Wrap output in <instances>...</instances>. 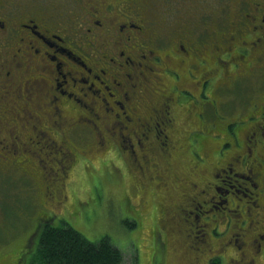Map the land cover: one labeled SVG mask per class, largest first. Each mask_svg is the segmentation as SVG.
<instances>
[{
    "label": "rangeland",
    "instance_id": "obj_1",
    "mask_svg": "<svg viewBox=\"0 0 264 264\" xmlns=\"http://www.w3.org/2000/svg\"><path fill=\"white\" fill-rule=\"evenodd\" d=\"M20 1V6L29 7L32 12H43L46 6L57 10L59 5L64 8L74 5L69 0ZM185 2L193 5L190 1ZM185 2L173 0L168 4L165 9L169 18L163 13L168 24L158 21L157 27H164V32L169 35L171 27L185 24L181 19L174 22L179 14L187 13ZM204 2L213 8L214 17H222L219 21L227 20L228 23L231 20L233 11L227 0L225 3H220V0ZM59 9L63 10L61 7ZM57 14L54 28H51L55 32L59 25ZM207 23L194 24L202 26L199 30L211 32L214 27L205 26ZM68 39L69 42L77 40ZM1 43L4 47V38ZM121 45L124 47L123 43ZM88 49L86 54L94 59L102 53L93 44ZM25 53V63L16 62L18 84H14L16 87L11 95L13 102L16 101L12 104L16 110L3 116V121L0 119V140L6 136L3 141L8 143L6 148L0 143V264H24V255L21 258L20 255L30 248L26 244L33 228L39 221L48 219L55 210L60 215L59 219L70 222L90 240L97 241L105 235L109 236L122 250L125 264H130L135 256L138 264H234V258L239 257L240 252L234 242L227 241L237 237V232L246 234L248 238H256L258 233L264 232V215L261 213L264 191L258 196V206L252 202L254 199L255 203L258 202L255 196L243 198L244 203L252 202L251 213L261 211L256 216L246 212L245 204L236 208L234 200L220 208L210 209L215 200L221 199L217 194L213 200L208 199L210 195H196L198 200H207L199 210L194 208L193 202L177 207L178 203L188 201L184 195L190 192L188 181L197 182L202 188L206 176L212 180L211 171L222 158L218 153L221 146L228 150L237 149L235 143L231 147L226 142L232 143L235 136L243 142L249 130L263 119L261 112L246 106L249 98L253 100V96L263 89L261 86L264 82L258 77V68L250 76L239 75V71L231 66L217 69L220 65L216 63L214 50L209 49V69L198 65L197 74L202 79L212 78V83H208L201 92V82H195L188 70L175 77L165 69L167 64L151 60L148 64L153 69L143 68L141 76L135 78L136 82H140L137 90L146 87L141 91V104L144 106L135 114L147 119L152 113L150 106L164 98L162 87H165L172 91L170 104L175 119L165 128L173 145L169 153L164 155L160 144H156L146 165L141 160H138V164L132 161L127 149L118 143L121 141L126 146V141L117 139L115 142V134L122 132L126 125L122 119L108 116L103 123L95 115L92 116V124L81 123L83 129L79 131L82 133H77L70 123L75 115L68 106H62L60 99L52 100L46 85L48 76L42 74L43 68L38 66V59ZM1 57H6L5 61L14 65L15 59L12 61L4 49H1ZM172 59L166 58V63L172 62ZM100 66L106 67L109 74L114 75L112 70L116 69L115 64L103 61L97 65ZM93 69L98 70L95 66ZM211 69L216 71L212 73ZM96 86L102 85L97 82ZM187 89L193 95L181 100L180 93L187 95L189 92L183 91ZM24 102L26 106L22 112ZM54 104H60L59 111L53 107ZM92 105L95 111L102 112L98 103ZM0 107L6 106L0 101ZM12 113L17 118L11 117ZM76 115L80 119L82 113ZM6 121L10 122L8 126L12 135L5 132ZM93 121L98 125L96 137H107L106 140L103 138L106 144H101L103 139L93 143V132L89 128L90 125L94 126ZM98 129H102V133ZM79 134L88 136V140L81 139ZM91 138L92 144L89 142ZM38 141L42 142L40 146ZM145 152L150 153V149ZM51 153L61 166L48 159L47 155ZM257 154L261 155L258 162H264V148ZM66 159L71 163L68 171L61 174L60 169ZM227 179L225 184L221 180L215 179V182L224 188L241 182ZM47 180L51 183L47 184ZM46 185L54 194H49L51 200L44 195ZM190 194L195 195L193 192ZM229 208L232 210L229 211ZM196 213H200V217H196ZM77 217L78 224L74 222ZM247 243L248 252L251 253V244ZM30 245L33 246L34 242ZM258 264H264V256L259 258Z\"/></svg>",
    "mask_w": 264,
    "mask_h": 264
},
{
    "label": "flooded vegetation",
    "instance_id": "obj_2",
    "mask_svg": "<svg viewBox=\"0 0 264 264\" xmlns=\"http://www.w3.org/2000/svg\"><path fill=\"white\" fill-rule=\"evenodd\" d=\"M69 1L73 2L72 7L64 8L59 5L58 9L54 10L45 5L46 9L40 13L32 12L29 7L20 6L22 5L20 0H0V82L6 83L0 84L2 87L0 101L6 106L5 108L0 107L2 121L3 116H7L9 111L16 110L12 106L16 101L13 102V96L11 97L18 84L16 62L25 59V51L31 57L38 59V66L43 68L42 74L48 76L46 79L50 84L47 82L46 85L52 100L53 98L60 99L62 106H68L70 112L75 115L74 119H69V121L71 120L72 128L77 129V133H82L79 131L82 128L81 123L92 124V116L95 115L97 118H101L103 123L108 116H113L117 120L122 119L125 122L126 125L122 132L115 134V142L117 139L126 141L127 145L125 146L117 140L120 145L124 146V149H127L126 152L132 161H136L137 164L138 160H141L148 165L151 152L155 149L156 144H160L162 152H165L164 155L168 154L169 149L173 146L169 133L165 131L166 126L175 119L172 113L173 106L170 104L171 90L162 87L164 98L157 101L156 105L154 103L150 106L152 113L147 119H142L135 114L144 106L141 104L143 96L141 91L146 89L145 87L137 90L136 86L140 82H136L135 78L141 76L144 72L143 68L153 69L148 64L151 63V60L155 63L167 64L165 69L175 77H180L184 70H188L195 82H201L202 92L208 83H212V78L198 77L197 67L202 65L209 69L208 50L212 49L215 53L216 63L220 65L217 69L231 66L239 71V75L250 76L258 68L260 75L258 77H261L260 81L264 82V0H227L226 3L233 11L228 23H226L227 20L219 21L222 19L220 16L214 17L212 15L213 8L209 7L204 0H181L183 3L190 1L193 5L185 2L187 13L179 14L174 20L175 22L177 19H181L185 24L173 29L169 28L171 31L169 35L164 32V27L157 26L158 21L168 24L163 13L168 17L165 8L173 0ZM220 3H225V0H220ZM60 7L63 10L59 9ZM56 12L59 17L57 32L51 30L56 23ZM195 22H208L205 26H211L214 29L211 32L206 29L199 30L202 26L198 27L194 24ZM3 38L6 41L4 47L1 43ZM68 38H77V40L69 42ZM121 43L124 44V47ZM92 44L102 52L97 59L86 54L89 50L88 47L92 48ZM1 49L10 54L12 61L15 59L14 65L6 62V57L2 59ZM160 49L164 50L160 51ZM160 52L164 54H160ZM101 57L107 59H101ZM171 57L173 58L172 62L166 63L165 59ZM103 61L115 64L116 69L112 70L115 72L114 75H110L106 67H97ZM24 63L25 61L22 62V64ZM93 66L98 70L93 69ZM215 71V69H211L212 73ZM26 81L27 79L24 80V82ZM97 82L102 86H96ZM261 87L263 89L258 91L256 100L252 101V97H250L248 106L261 112L263 118L264 85ZM183 91L189 93L186 95L181 92L179 96L181 100L190 94L193 95L189 89ZM26 98L28 99V96ZM29 100H31L30 97ZM93 103L99 104L101 113L94 110ZM23 105L22 112L25 110L26 102ZM53 107L58 111L61 108L60 104H54ZM77 113L79 115L82 113L80 119L77 118ZM13 116L12 113L11 117ZM9 124L10 122H5V132L12 135L13 132H10ZM97 126L95 122L94 126L90 125L89 127L93 132L94 144L107 138L103 136L98 139L96 137ZM98 130L102 133V129ZM110 131L112 132V130ZM152 132H154L153 135H151ZM78 136L83 140H88V136L84 137L82 134ZM5 138L7 137L4 136ZM4 139H1L0 143L6 148L8 143L3 141ZM104 139L102 145L106 144ZM90 140L89 142L92 144V138ZM37 143L38 146L42 144L41 141ZM226 143L232 146L233 142L227 141ZM236 146L237 149L229 150L225 149V146H221L218 153L222 158L211 171L212 180L207 179L206 176L202 188H199L197 182L188 181L190 192L195 195L186 192L184 195L187 196L186 200L188 201L178 203L177 207L193 202L194 208L199 210L207 200H198L196 195H210L208 199L212 198L213 200L217 194L221 196V199L215 200L210 209L220 208L221 205H227L233 202L231 200H234L236 208L237 205L245 204L246 212L255 216L261 212L251 213L250 209L253 208L252 202L255 206L260 204L258 196H261L264 191V162H258L261 155L257 154L260 149L264 148V118L249 130L243 143L238 142ZM68 149L71 150L69 147ZM147 149H150V153L145 152ZM63 153L65 155L66 151ZM47 156L51 162L61 166V163L55 160L56 157L53 153ZM70 163V160H67L62 165L61 174L68 171ZM139 166L142 167L141 164ZM227 178L241 182H238L237 185L230 184L227 188L215 182L216 179L225 184ZM50 183L47 180V184ZM50 193L52 196L54 195L46 185L44 195L47 200L50 198ZM239 194L243 196L240 197ZM251 196H255L258 202L255 203V199L251 203L243 202L244 197ZM55 201L56 199H54ZM46 203L48 202L46 201ZM261 207V213L264 215V205ZM196 217H200V213H196ZM237 235L233 240L227 241L234 242L240 252L239 257L234 258V264H258L259 258L264 256V232L258 233L256 238L254 236L248 238L241 232H237ZM246 241L251 244V253L248 252L249 244Z\"/></svg>",
    "mask_w": 264,
    "mask_h": 264
},
{
    "label": "trees",
    "instance_id": "obj_3",
    "mask_svg": "<svg viewBox=\"0 0 264 264\" xmlns=\"http://www.w3.org/2000/svg\"><path fill=\"white\" fill-rule=\"evenodd\" d=\"M257 94L253 97H257ZM238 142L243 143L235 136L232 145ZM59 216L55 210L48 219L44 218L33 228L26 244L30 248L20 255V258L24 255V264H125L122 250L109 236L105 235L97 241L90 240L70 222L59 219ZM78 220L77 217L74 222L78 224ZM33 242L35 248L30 245ZM130 264H138L137 256Z\"/></svg>",
    "mask_w": 264,
    "mask_h": 264
}]
</instances>
